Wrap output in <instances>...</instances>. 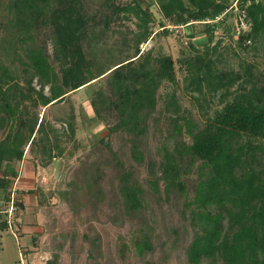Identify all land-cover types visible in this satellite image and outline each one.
<instances>
[{"label":"trees","instance_id":"1","mask_svg":"<svg viewBox=\"0 0 264 264\" xmlns=\"http://www.w3.org/2000/svg\"><path fill=\"white\" fill-rule=\"evenodd\" d=\"M154 1L170 24L187 27L189 52L177 58V68L169 53L154 55L151 47L139 48L154 32L151 11L141 0L102 2L103 8L110 9L102 19L105 27L112 14L122 12L127 18L134 14L142 28L135 38L134 53L109 66L95 62L93 53L83 48L89 19L85 0L6 2L14 31L9 43L12 54L17 57L20 49L23 57L18 55L19 73L0 63V189L5 203L9 204L11 185L18 175L11 162L21 160L25 146L36 140V133L44 132L42 118L38 120L29 106L60 101L67 92L105 76V84L95 89L90 106L97 118L104 116L102 112L114 114L116 120L109 131L129 133L130 154L137 162L144 159L141 137L149 118L157 121L163 117L165 131L156 146L158 159L147 161V183L154 195L162 183L165 197L172 194L182 198L183 215L186 211L193 227L185 247L187 261L264 264V71L257 69L253 60L239 61L237 68L222 66L218 50L228 34L235 45L264 56V0L235 1L249 22V28L238 35L226 23L230 0ZM219 14L221 18L216 21H202ZM165 24L161 21L160 30L168 35L171 29ZM42 31L44 37L40 38ZM199 33L205 38L200 47L191 41ZM46 36L51 53L46 48ZM177 72L182 88L200 110V122L181 105L174 89L166 92L162 107L156 108L159 86L167 81L176 87ZM34 79L37 86L32 84ZM214 103L217 107L209 112L207 107ZM68 125L72 131V123ZM46 136L44 133L39 139L48 155ZM112 158L120 169L118 192L125 211L141 208L145 191L140 181L121 169L115 154ZM192 172L196 173L193 177ZM13 200L21 204L17 198ZM2 215L5 211L0 208V231L9 226ZM132 243L138 254L153 249L149 235L142 230ZM125 247L122 243V251ZM46 264H58V255L54 253Z\"/></svg>","mask_w":264,"mask_h":264},{"label":"rangeland","instance_id":"2","mask_svg":"<svg viewBox=\"0 0 264 264\" xmlns=\"http://www.w3.org/2000/svg\"><path fill=\"white\" fill-rule=\"evenodd\" d=\"M7 1L0 0V63L8 64L11 71L19 73L18 55L23 56L19 49L14 57L9 44L14 31L5 8ZM114 1L126 4L132 0ZM230 1L232 7L228 10L226 23L234 29L237 5L236 0ZM102 2H84L89 19L83 48L87 53H93L95 62L109 66L134 53L135 38L142 28L138 27L139 19L134 14L127 18L122 12L112 14L109 26L105 27L102 19L110 9L103 8ZM141 3L151 11L150 25L157 32L141 42L139 48L151 47L154 55L159 51L169 53L177 68V58L189 52L187 27L174 26L165 20L154 0H141ZM161 21L171 29L168 35L161 33ZM43 33L39 34L40 38L44 37ZM44 40L51 53L49 37ZM191 41L202 46L204 34L193 36ZM218 50L223 58L222 66L237 68L239 61L253 60L257 62V69L264 71V56L235 45L228 34ZM177 73L176 87L167 81L159 86L156 108L162 107L166 92L174 89L181 105L189 108L194 119L200 122V110L182 88L183 81ZM91 81L67 92L60 101L29 106L31 113L38 115V120L42 118L44 132L36 133V140L25 146L21 160L11 162L18 175L11 185L8 205L0 189V208L5 211L2 216L9 221V226L0 231V264H46L54 253L58 255V264H147L148 261L190 264L185 247L193 227L186 211V217L183 215L182 198L172 194L165 197L162 183L159 193L154 195L147 183V161L158 159L156 146L165 131L163 117L159 116L157 121L149 118L147 130L141 137L144 159L137 162L130 154L129 133L109 131L116 120L114 114L102 112L104 116L97 118L90 106V98L95 89L105 84V76ZM32 84L37 86L35 79ZM44 92L48 93L47 86ZM217 105L207 107L208 111ZM68 122L73 125L72 131ZM2 132L0 128V137ZM44 133L50 148L48 155L43 152L39 139ZM58 149H61L60 153ZM112 154L121 161V169L129 171L144 188L141 208L125 211L118 192L120 169H117ZM195 174L192 172V177ZM13 198L21 204H16ZM140 230L149 235L153 245L151 251L143 254H138L132 243ZM122 243L126 246L124 251Z\"/></svg>","mask_w":264,"mask_h":264},{"label":"built area","instance_id":"3","mask_svg":"<svg viewBox=\"0 0 264 264\" xmlns=\"http://www.w3.org/2000/svg\"><path fill=\"white\" fill-rule=\"evenodd\" d=\"M237 20L235 23V27L233 29V34L238 35L241 31L246 30L249 28V22L246 20L245 12L243 10L237 9ZM222 14L216 15L213 19H206L202 21H216L221 18Z\"/></svg>","mask_w":264,"mask_h":264}]
</instances>
